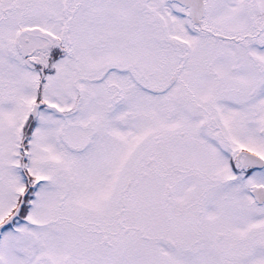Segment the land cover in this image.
<instances>
[{"label":"snow or ice","instance_id":"1","mask_svg":"<svg viewBox=\"0 0 264 264\" xmlns=\"http://www.w3.org/2000/svg\"><path fill=\"white\" fill-rule=\"evenodd\" d=\"M0 264H264V0H0Z\"/></svg>","mask_w":264,"mask_h":264}]
</instances>
